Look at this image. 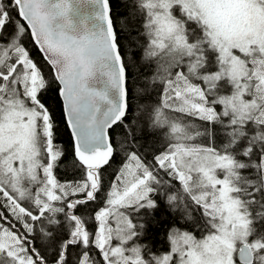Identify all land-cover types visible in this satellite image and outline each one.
Listing matches in <instances>:
<instances>
[{"label": "snow or ice", "instance_id": "snow-or-ice-1", "mask_svg": "<svg viewBox=\"0 0 264 264\" xmlns=\"http://www.w3.org/2000/svg\"><path fill=\"white\" fill-rule=\"evenodd\" d=\"M138 65L137 91L162 96L147 153L128 120ZM51 92L79 178L55 175ZM0 264H264V0H133L123 24L111 0H0Z\"/></svg>", "mask_w": 264, "mask_h": 264}, {"label": "trees", "instance_id": "trees-1", "mask_svg": "<svg viewBox=\"0 0 264 264\" xmlns=\"http://www.w3.org/2000/svg\"><path fill=\"white\" fill-rule=\"evenodd\" d=\"M111 3H112V14H113L115 21L118 24H123L127 13L132 11L133 0H111ZM125 44H127V41H125ZM27 46L31 50L32 56L37 61H39L41 64L44 65L46 71H50L47 64L44 62L41 53L39 52L36 45L32 42L30 38L27 40ZM134 55L137 58H139L141 53L140 51H136ZM131 71L133 75L130 78V83L133 84V87H132V95H130L129 97L130 109L128 113V120L131 121L133 125L137 126L138 129L144 130L143 135H140V132L138 131V136H140V143L146 145V147L144 148V152L146 153L152 152L155 149L162 147L163 140H164L162 132L154 130L150 127V124H151L150 116L152 115V109L155 106H157L161 102V99H162L161 90L157 88L155 91H153L150 88L148 90V93L146 94L139 93L137 91V87L144 82L143 77L147 75L151 71V69L147 67H141L138 65L137 67H134ZM48 103L52 106V108L57 113L58 124L60 127V141H61V144L66 147L69 153L67 160H65L55 170V175L61 181L71 179V178H79V174L71 165L72 146L70 142V132L63 122L61 106H60V98L57 96L55 92H51L48 94ZM123 132H124V129H122L121 127H115V126H114V130H110V135L112 136L117 146H119L121 141L124 139ZM123 155H124L123 152H121L120 156L116 158L117 162H114L112 167L108 168L105 171V174H104L105 183H107L110 180L111 174L119 166L118 161L120 158L123 157ZM148 159H151V156H149ZM177 187H179L178 184H177ZM95 207H96L95 204H90L82 208L81 211L84 214H90ZM158 215H159L160 220L169 219L168 215L165 214L164 212H161ZM180 223L184 224L185 221L182 219ZM188 223L191 224L192 222L189 221ZM152 239L156 242L155 250H158L160 252L168 250L169 246L167 243L164 242L165 232L163 230H159L158 232L154 230L152 233ZM37 243L44 244L45 241L38 240ZM47 255L49 259L51 260L52 255H53V251L51 248L47 250ZM73 259H75V253H73Z\"/></svg>", "mask_w": 264, "mask_h": 264}, {"label": "water", "instance_id": "water-1", "mask_svg": "<svg viewBox=\"0 0 264 264\" xmlns=\"http://www.w3.org/2000/svg\"><path fill=\"white\" fill-rule=\"evenodd\" d=\"M96 6L94 5H91V4H84L80 7V11L79 13L76 15V19H79L80 17H87L90 15V13L93 11V9L95 8ZM89 25L91 26V21H89ZM37 47V46H36ZM38 49V47H37ZM69 132H70V129H68Z\"/></svg>", "mask_w": 264, "mask_h": 264}, {"label": "rangeland", "instance_id": "rangeland-1", "mask_svg": "<svg viewBox=\"0 0 264 264\" xmlns=\"http://www.w3.org/2000/svg\"><path fill=\"white\" fill-rule=\"evenodd\" d=\"M198 218H199V212H197V211L193 212V216H192L191 222L195 223L198 220ZM194 231H195V234L197 235V237L199 238L200 235H201V231L198 230V229L194 230Z\"/></svg>", "mask_w": 264, "mask_h": 264}]
</instances>
